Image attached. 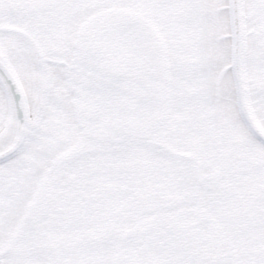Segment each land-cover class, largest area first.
Returning a JSON list of instances; mask_svg holds the SVG:
<instances>
[{"label": "snow or ice", "instance_id": "1", "mask_svg": "<svg viewBox=\"0 0 264 264\" xmlns=\"http://www.w3.org/2000/svg\"><path fill=\"white\" fill-rule=\"evenodd\" d=\"M0 264H264V0H0Z\"/></svg>", "mask_w": 264, "mask_h": 264}]
</instances>
